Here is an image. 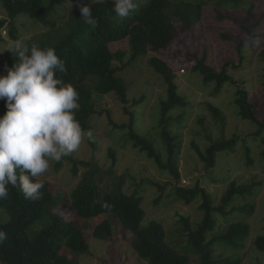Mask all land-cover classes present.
Wrapping results in <instances>:
<instances>
[{
    "label": "trees",
    "instance_id": "16d2710c",
    "mask_svg": "<svg viewBox=\"0 0 264 264\" xmlns=\"http://www.w3.org/2000/svg\"><path fill=\"white\" fill-rule=\"evenodd\" d=\"M65 1L67 0H2V8L8 17L0 20V31L9 28L10 36L16 42L19 40L16 22L19 16L40 20L46 26L47 18H53L56 7ZM176 1L182 29L190 30L201 20V8L205 2L204 0ZM228 1L234 2L236 6L241 3V0ZM114 3L115 0H101L94 3L93 16L99 21L95 28L82 20L80 11L74 10L72 21L67 27L61 23V27L51 28L43 34L48 36L47 42L40 47L55 48L57 55L66 62L67 72L59 74V78L65 83H72L79 92L80 107L76 111V119L82 127L86 130L90 129L91 120L97 113L95 96L117 94L125 113L130 116V122L128 125H114L110 134L127 131V140L124 144L130 142L134 148L140 149L141 153L155 162L159 171L168 173L171 179L162 185L151 180H143L141 184H135L136 188L133 191L128 192L125 190L126 181L133 178L129 172L118 175L114 170L118 160L116 150L109 151L113 164L104 173L112 183L106 187L103 184L104 176L103 179L95 178V173L101 172L99 165L64 157L57 162L58 169H61L67 161L72 165L75 176H78L80 166L87 169L83 182L68 196L64 193L56 194L52 184L39 178L44 182V188L41 190L42 199L35 202L26 200L19 188L9 186L8 197L0 200V211L8 215V220L0 224V230L7 233V239L0 244V262L77 264V256L86 255L90 250V245L81 231V224L103 217L104 221L93 231V238L110 241L113 235L111 220L116 219L124 232L132 234V246L144 264H243L244 261L239 254L245 249L244 242L249 235L250 226L237 222L236 218L239 214H251L254 211V204L246 201L259 194L264 181L258 176L253 177L250 183L240 182L242 178L232 181L219 204L200 183L201 179L212 183L229 181L224 173L226 170L230 171L232 167L229 164L222 166L220 159L224 153L239 155L237 145L241 141L245 142L246 150L245 163L242 164L251 169L258 163L264 173V118L259 116L258 103L251 93L242 87L243 83L235 81L233 76L228 74L229 67H234L235 70L243 67V57L241 56L242 63L239 66L226 62L218 71L208 64L207 52L201 55L196 50L190 53L194 63L190 70L200 72L204 84L216 83L215 86L209 85L212 87L211 94L214 97L221 94L225 85L234 86L232 106L235 107L236 115L242 121H247L257 128V133L251 135V138L253 141L260 140L263 146L257 153L260 155L257 156L247 146L245 139L237 135L226 137L227 119L220 110L210 104L208 106L213 119L220 128L219 137L208 136L209 143L205 150H202L196 141L192 142L196 160L201 164L204 172L200 174L201 179H196L193 188L180 187L185 147L184 137L179 129L184 127L186 111L193 106V100L179 93L178 76L172 67L153 57L150 63L166 85V97L159 103L150 131H143L142 126L140 129L137 128L140 120L136 117L141 115L132 111L134 105L131 107L132 100L128 97L127 85L118 77V73L126 70L137 57L149 51L160 53L173 43L177 29L173 25L172 16L168 13V1L141 2L138 10L128 18L116 16ZM248 21L250 18L241 24L238 21L234 23L240 24L241 29L246 30ZM84 35H88L87 42H83ZM126 39L129 41L131 57L128 62H123L125 53L113 52L110 44ZM2 40L0 34V42ZM252 40L251 44L254 43ZM90 41L92 43L88 45ZM261 57L264 64V50ZM115 60L119 61L120 65L115 67ZM262 90L264 93V77ZM144 97L146 96L141 97L140 101L133 100V102L140 106L145 100ZM1 104L4 106V111L0 116L6 112L5 101H1ZM176 110L183 111V114L174 116L173 112ZM200 123L203 132L208 133L204 120ZM90 144L96 147L94 141H90ZM232 161L239 164L236 157L232 158ZM142 184L144 187L147 184L158 188L159 196L154 200L157 205H161L164 199H166L164 205L172 204L178 208L197 203L200 216L193 220L191 216L177 212L179 220L170 232L166 231L160 221L150 220L145 223V196ZM58 197H64L62 203L64 210L71 212L68 215L70 219H66L65 214L54 213ZM105 203L110 206V210L103 207ZM221 218L225 220V224H221ZM43 221L49 223L34 236H30V229L36 223ZM254 246L257 251L264 254V235L255 239Z\"/></svg>",
    "mask_w": 264,
    "mask_h": 264
},
{
    "label": "rangeland",
    "instance_id": "374dc122",
    "mask_svg": "<svg viewBox=\"0 0 264 264\" xmlns=\"http://www.w3.org/2000/svg\"><path fill=\"white\" fill-rule=\"evenodd\" d=\"M1 1L0 20L8 17L6 11L2 8ZM98 1L101 0H94V3ZM148 1L150 0H138V3ZM167 1L168 13L172 16L173 25L177 29L173 43L160 53L149 51L145 55L137 57L135 61L129 64L126 70L118 73V77L127 85L128 97L132 100L131 107L134 105L132 111L141 115L136 117L139 118L140 122L142 121V124H140L137 119V128L140 129V126H142L141 129L143 131H150V127L154 124L153 120L156 117L159 103L166 97V85L160 75L154 71L150 60L153 57H157L172 67L177 73L179 93L193 100V106L186 111L187 116L186 122L183 124L184 127L179 129V132L184 137L185 147L182 157L180 187L193 188L196 179H201L200 174L204 171L201 168V164L196 160L192 142L196 141L200 148L205 150L209 143L207 141L208 136L219 137V125L213 119V114L208 105H214L227 119V138L237 135L245 139L247 146L256 154L260 152V148H263L260 140H255V142L251 138V135L257 133V128L247 121H242L236 115V109L232 106L233 95L235 94L234 86L227 84L222 88L218 97L212 96V87L209 85L215 86L216 83L204 84L202 74L190 70L194 65L190 53L198 50L202 55L207 52L209 55L208 64L215 67L218 71L221 70L226 62H232L239 66L242 63V56L243 67L239 68V70L229 67L228 74L233 76L235 81L243 83L242 87L247 89L258 103L259 116L264 118V93L262 90L264 64L261 57V53L264 50V0H241L238 6L228 0H204L205 5L201 8L202 18L190 30L182 29L176 9L177 1ZM91 3L92 0H67L63 2L56 7V11L53 13L54 17L51 19L47 18L46 26L40 20L36 21L21 15L16 19L18 38L29 47L33 43L41 45L47 42L48 37L43 34H46L51 28L61 27V23H64L67 27L68 23L72 21V12L74 10L80 11L82 6H87ZM228 17L232 19L230 20ZM249 18L250 21L246 24L249 31L241 29L240 24ZM234 21H238L240 24H235ZM250 31L251 33H249ZM0 34L3 39L0 42V75H6V66L11 67L15 61L17 62L12 52L14 51L15 41L10 36L9 28L0 31ZM82 39L83 42H87L88 35H84ZM251 39H253V44H251ZM91 43V41L88 42V45ZM110 49L113 52H124L125 60L123 62L130 60L131 49L128 39L110 44ZM118 65H120V62L115 60L114 66ZM90 83L91 81H89ZM143 96L146 97H144L145 100L141 102L140 106L133 102V100L140 101ZM94 102L96 103L97 113L91 120L90 129L93 131V138L91 140L85 138L81 147L67 157L84 162H94L96 166L102 167H99L101 172L95 173V178L99 179L104 176L105 178H102L104 187L110 186L112 183L109 181V177L105 175L106 173H104L113 164L109 153L110 149L117 151L118 160L114 167L116 173L122 175L129 172L133 178L126 181L125 190L128 192L133 191L136 188L135 184H141L143 180H151L161 185L168 182L171 179L168 173L159 171L155 162L150 160L146 154L141 153L140 149L134 148L130 142L124 144V141L127 140V131L110 134L114 125H128L130 122V116L125 113L124 106L118 95L112 93L105 97L95 96ZM3 111L4 106L0 101V115ZM180 114H183V111L176 110L173 112L174 116ZM201 120H204L208 133L203 132ZM90 141L96 143L95 148L90 144ZM244 145V141L238 143L239 155L237 156L228 153H224L221 156L220 164L222 166L229 164L232 167L230 171L226 170L224 173L225 178L229 180L227 183L225 181L212 183L204 179L200 180L202 187L215 197L217 204L220 203L228 185L234 180L242 178L240 182L250 183L253 177L258 176L260 180L264 181V173L260 169L262 166L259 167L257 163L253 168L248 169L242 164L245 163L246 159ZM259 155L257 154V156ZM235 157L237 163L241 165H237L236 161H232V158L234 159ZM50 163L49 170L39 178L45 179L52 184L56 194L64 193L68 196L85 179L83 176L87 169L84 167L80 166V172L78 176H75L72 172V165L68 161L61 169L57 168V162L52 161ZM143 192L145 196L144 209L146 211L145 223L150 220L160 221L164 224L166 231L170 232L174 229L177 220H179L177 212L189 215L193 220L200 216L197 203L178 208L172 204L164 205L166 201L164 199L161 205H157L154 202L159 196L156 186L146 184ZM63 198L58 197L54 213L56 215L65 214L66 219H70L71 217L68 215L71 212L64 210ZM246 202L254 204V211L251 214H239L236 218L237 222L246 223L250 226L249 235L244 242V248L246 249L247 244V249L241 251L239 255L244 261L243 264H264V254L257 251L254 246L255 239L264 235V184L259 194ZM7 220L8 215L1 210L0 224ZM103 221L104 218L99 217L81 224V231L90 245V250L86 255L77 256V264H144L138 258L132 246V234L124 232L121 224L116 219L113 218L111 220L113 235L110 241H99L93 238L95 227ZM220 222L221 224L226 223L223 218L220 219ZM48 223V221L36 223L30 229L29 235L34 236ZM0 264L5 263L0 262Z\"/></svg>",
    "mask_w": 264,
    "mask_h": 264
},
{
    "label": "clouds",
    "instance_id": "9594fccd",
    "mask_svg": "<svg viewBox=\"0 0 264 264\" xmlns=\"http://www.w3.org/2000/svg\"><path fill=\"white\" fill-rule=\"evenodd\" d=\"M93 3L80 12L82 20L95 28L99 21L93 16ZM138 7V0H115L114 12L128 18ZM12 52L17 62L0 75V101L6 106L0 116V200L8 197L12 186L35 202L42 199L44 182L39 177L49 170L50 162L76 152L85 138H93V131L76 119L79 92L59 78L67 67L55 48L37 43L29 47L17 40ZM103 207L110 210L106 203ZM6 239L7 233L0 230V244Z\"/></svg>",
    "mask_w": 264,
    "mask_h": 264
}]
</instances>
